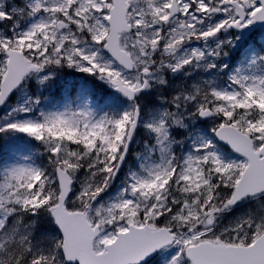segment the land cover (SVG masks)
<instances>
[{
	"label": "snow or ice",
	"instance_id": "1",
	"mask_svg": "<svg viewBox=\"0 0 264 264\" xmlns=\"http://www.w3.org/2000/svg\"><path fill=\"white\" fill-rule=\"evenodd\" d=\"M0 111V264H264V0H0Z\"/></svg>",
	"mask_w": 264,
	"mask_h": 264
},
{
	"label": "trees",
	"instance_id": "2",
	"mask_svg": "<svg viewBox=\"0 0 264 264\" xmlns=\"http://www.w3.org/2000/svg\"><path fill=\"white\" fill-rule=\"evenodd\" d=\"M10 151V142L4 139H0V160L8 158Z\"/></svg>",
	"mask_w": 264,
	"mask_h": 264
},
{
	"label": "rangeland",
	"instance_id": "3",
	"mask_svg": "<svg viewBox=\"0 0 264 264\" xmlns=\"http://www.w3.org/2000/svg\"><path fill=\"white\" fill-rule=\"evenodd\" d=\"M258 35L260 36V34H258ZM0 114H2V112ZM10 149H11L10 156L13 153H15L17 156H19L23 151H25L24 144L22 141H18L16 143L12 142V146Z\"/></svg>",
	"mask_w": 264,
	"mask_h": 264
}]
</instances>
